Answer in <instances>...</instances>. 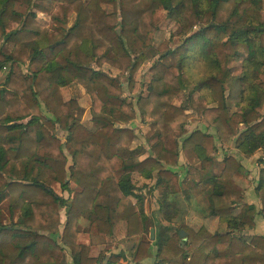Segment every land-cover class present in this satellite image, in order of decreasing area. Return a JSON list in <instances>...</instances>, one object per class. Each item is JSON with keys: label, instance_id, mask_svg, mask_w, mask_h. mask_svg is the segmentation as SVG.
Returning a JSON list of instances; mask_svg holds the SVG:
<instances>
[{"label": "trees", "instance_id": "16d2710c", "mask_svg": "<svg viewBox=\"0 0 264 264\" xmlns=\"http://www.w3.org/2000/svg\"><path fill=\"white\" fill-rule=\"evenodd\" d=\"M20 1L31 10L18 12ZM33 1L0 0V71L7 73L0 85V264H145L155 250V264H264V236L245 235L255 229L257 215L264 218V159L258 212L243 204L237 182L245 179L241 163L227 156L217 173L215 158L217 139L220 144L234 139L246 157L264 152V0ZM46 2L56 3L52 30L37 20L36 11L47 13ZM167 19L179 24L184 43L172 49L164 42L149 55L151 37ZM7 45L13 47L10 53ZM153 58L151 81L134 100L125 96L118 78L101 69L108 64L127 74V89L135 95V76ZM73 84L91 97L94 130L79 119V103L63 98L62 89ZM182 92H188L187 104L177 106ZM229 103L241 111L238 122ZM193 114L216 134L189 131ZM29 117L38 121L24 123ZM139 117L151 120L149 150L134 146L138 136L128 127ZM239 124L245 129L238 133ZM57 128L67 134L65 142ZM188 151L199 164L195 184L211 188L209 215L220 230L182 225L179 231L187 237L181 239L179 231L169 234L178 214L176 196L186 189L174 169ZM134 175L154 182L151 191L160 192L151 217L144 196L136 193ZM70 181L81 191H72ZM6 201L17 212L9 225L1 208ZM81 219L110 237L121 221L128 224L129 238L154 227L155 240L140 239L129 255L91 257L88 247L77 244ZM65 248L71 263L58 254Z\"/></svg>", "mask_w": 264, "mask_h": 264}, {"label": "rangeland", "instance_id": "374dc122", "mask_svg": "<svg viewBox=\"0 0 264 264\" xmlns=\"http://www.w3.org/2000/svg\"><path fill=\"white\" fill-rule=\"evenodd\" d=\"M87 1L89 0H83V2ZM33 3L38 2L34 0ZM55 4L56 3L45 4V6L47 7V13L41 14L36 11L40 23L50 30L54 28V25L53 21L51 24V18L49 14L53 13L56 9ZM196 7L200 14L204 13L205 7L201 1L196 2ZM104 9L107 13L113 12V9L109 6H105ZM16 10L20 13L25 14L30 11L31 8L25 1H20L16 4ZM15 27L16 25H12V28ZM201 27L202 24L198 27H195L193 29V33H197L201 29ZM179 33V24L172 22L169 19L164 20L161 27L159 28V31L151 37L149 46H152L153 49L151 48L148 50L149 55H152V53H154L156 49L164 42H168L172 49L181 46L184 43V38L180 36ZM12 50L13 47L11 45L6 46L5 51L7 53H10ZM156 59L157 58H153L151 61L144 64L136 74V87L134 91V93H136L135 95H131L127 89V74H123L121 71L111 67L108 64H105L101 69L111 77L118 78L120 82L125 85V96L134 100L138 94L145 92L146 85L151 81V73L149 70ZM6 74L7 73L4 69L0 71V85L3 83ZM142 85H144L143 88H141ZM62 94L63 98L66 101L74 100L79 103L81 108V110L77 113L79 119L86 128L94 130L95 125L92 122L91 116L92 100L91 97L85 92V90L81 86L73 84L62 89ZM187 98L188 92L181 93L180 96L177 97L176 103L185 106L187 104ZM43 112L44 114L46 113L44 108ZM47 116L52 118V116L48 114ZM234 120L235 122H238L240 120L239 114L234 117ZM33 121L37 122L38 118ZM150 122L151 120H147L144 118L142 119L141 117H139L128 126L129 128L133 129V131L137 133L138 136L134 143V146L144 145L145 149L148 150L149 145L147 143L146 137L147 135L149 136L150 128L148 124H150ZM236 128H238V126ZM195 129H201L211 133V126L205 121V119L193 114L191 115V118L189 120L188 130L193 131ZM55 134L61 141L65 142L67 135L65 132L57 128ZM217 144L219 149L221 145L218 139ZM69 165H71L70 157ZM198 165V161L191 151L181 153L180 162L178 167L176 168V171L180 173V176L182 177L181 182L183 181L182 184L186 189H184L183 191L181 190V193L176 196V208L178 210V214L176 216V219L173 220V230L169 234L177 233L181 229L182 225L193 231H199L202 227H205L210 233H216L220 230L219 223L217 222L218 219L214 220L216 222L213 223L211 222V216L209 215V194L211 188L203 184H195L198 180V175L196 174ZM118 177L119 174L117 173V178ZM133 180L136 185V193L138 195L144 196V211L148 217H151V215L157 213L159 209L158 200L161 197L160 192L151 191V187L154 182L146 181L139 175H134ZM250 182L251 181H249V183ZM70 187L74 192L81 191L77 184L72 181H70ZM53 188L60 197H64L66 199L68 198V194L63 192L59 185H54ZM1 208L3 212V222L5 224L9 225L12 223L13 219L14 221L17 220V212L13 214L10 211V206L7 201L2 204ZM60 213L62 231L64 225L66 224V209L62 208L60 210ZM152 229L155 230L154 227L149 228V231L145 233V235L141 238H129L128 224L125 221H121L115 226L114 234L110 237L99 234L95 224L90 223L86 219H81L78 223L77 244L88 247L91 257H99L100 255L109 257L111 254L120 253L129 255V253L132 251L134 246L137 245L140 239L144 238V240L146 241H152ZM179 232L181 233V231ZM45 235H47V233H45ZM186 237L187 235L185 234L184 237H181V239H185ZM59 243L61 244L60 241ZM58 254L62 257L64 262L71 263L72 258L70 250L65 248L64 251Z\"/></svg>", "mask_w": 264, "mask_h": 264}, {"label": "crops", "instance_id": "0c3cea01", "mask_svg": "<svg viewBox=\"0 0 264 264\" xmlns=\"http://www.w3.org/2000/svg\"><path fill=\"white\" fill-rule=\"evenodd\" d=\"M48 3H51V2L43 3L42 6L45 9H47L45 4H48ZM37 12H36V14H37ZM39 13L44 14L43 12H39ZM51 14L52 13L49 14L50 18H51ZM37 20L39 21L38 16H37ZM39 23H40V21H39ZM51 24H52V19H51ZM238 68H239V65L236 67V69L238 70ZM237 70L235 72L236 75L240 73ZM239 70H240V68H239ZM182 93H184V92H182ZM179 96H180V94H179ZM176 100H177V98L175 99V102H174L175 105L182 106V105H179L178 103H176ZM229 107H230V113L231 114L238 115L241 113L240 109L236 106V104L229 103ZM144 119L150 120L147 117H145ZM33 120H36V118L35 117H29L24 121V123L25 122L26 123L33 122ZM244 129H245L244 124H239L238 128H236L238 133ZM211 133L216 134V129L211 128ZM220 145H221V147L218 149L219 151L217 150V153L215 155L217 163H219L220 169H217L216 172L218 173L219 171H222V169H223L222 163H223L225 157L234 156L241 163L243 168L245 169V179H241V180L238 179V181H237L238 184L243 188L244 193H245L243 204L254 205L256 207L257 211L260 212L262 209V204H261V201L259 200V197L257 196L256 188L258 186L259 175H260L259 161L262 159V157H264V152L262 150H260V151L256 152L253 156L246 157L243 154H241L239 152V150L236 148V145L234 143V139L232 141H230L228 144H220ZM148 150H149V148H148ZM174 170L176 171V169H174ZM181 178L182 177L180 176V179ZM248 181H251V182L248 183ZM215 218L216 217H211V222H213V223L216 222L214 220H217V218L216 219ZM255 222H256L255 229L252 230L251 232L246 233L245 235L247 237H250L253 235L264 236V218L261 215H257L255 218ZM155 255H156V250L154 251V253L152 252V255L144 263L145 264H155V262H156Z\"/></svg>", "mask_w": 264, "mask_h": 264}, {"label": "water", "instance_id": "95a60500", "mask_svg": "<svg viewBox=\"0 0 264 264\" xmlns=\"http://www.w3.org/2000/svg\"><path fill=\"white\" fill-rule=\"evenodd\" d=\"M185 234H186V233H185L184 231H181V233H180V237H184ZM154 239H155V230L152 229V230H151V240L153 241Z\"/></svg>", "mask_w": 264, "mask_h": 264}, {"label": "built area", "instance_id": "2783aa9c", "mask_svg": "<svg viewBox=\"0 0 264 264\" xmlns=\"http://www.w3.org/2000/svg\"><path fill=\"white\" fill-rule=\"evenodd\" d=\"M4 70H6V68H4ZM263 159H264V157H263Z\"/></svg>", "mask_w": 264, "mask_h": 264}]
</instances>
